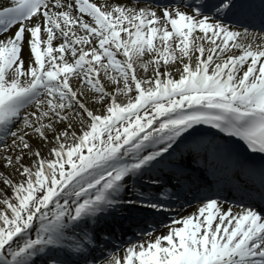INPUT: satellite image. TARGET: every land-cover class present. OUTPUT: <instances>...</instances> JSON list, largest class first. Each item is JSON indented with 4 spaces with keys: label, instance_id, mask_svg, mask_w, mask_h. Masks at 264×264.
Segmentation results:
<instances>
[{
    "label": "snow or ice",
    "instance_id": "1",
    "mask_svg": "<svg viewBox=\"0 0 264 264\" xmlns=\"http://www.w3.org/2000/svg\"><path fill=\"white\" fill-rule=\"evenodd\" d=\"M0 264H264V0H0Z\"/></svg>",
    "mask_w": 264,
    "mask_h": 264
},
{
    "label": "bare ground",
    "instance_id": "2",
    "mask_svg": "<svg viewBox=\"0 0 264 264\" xmlns=\"http://www.w3.org/2000/svg\"><path fill=\"white\" fill-rule=\"evenodd\" d=\"M204 127H208V126H204ZM195 206V204H193V205H190L189 207H187V208H179L178 209V211H180L181 213H183L184 211H191L192 210V208ZM173 215L175 214V213H172ZM161 231H163V229H160ZM128 240V239H127ZM126 241V240H125Z\"/></svg>",
    "mask_w": 264,
    "mask_h": 264
}]
</instances>
